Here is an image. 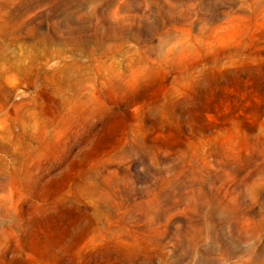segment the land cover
I'll list each match as a JSON object with an SVG mask.
<instances>
[{"label":"rangeland","instance_id":"1","mask_svg":"<svg viewBox=\"0 0 264 264\" xmlns=\"http://www.w3.org/2000/svg\"><path fill=\"white\" fill-rule=\"evenodd\" d=\"M0 264H264V0H0Z\"/></svg>","mask_w":264,"mask_h":264}]
</instances>
